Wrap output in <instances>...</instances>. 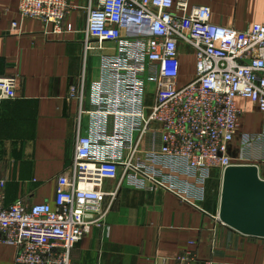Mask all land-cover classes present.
Listing matches in <instances>:
<instances>
[{
    "label": "built area",
    "instance_id": "2783aa9c",
    "mask_svg": "<svg viewBox=\"0 0 264 264\" xmlns=\"http://www.w3.org/2000/svg\"><path fill=\"white\" fill-rule=\"evenodd\" d=\"M93 1L86 52L107 41L142 46L148 71L138 57L112 69L118 85L123 72L132 73V93L148 72L156 84V102L149 109L124 113L117 87L112 95L114 109L108 110L104 103L110 96L99 87V106L86 111L83 66L69 90L78 102L77 135L72 163L57 179L55 207H29L22 200L5 205L7 180L0 178V242L17 246V264H79L72 258L73 248L94 226L105 227L125 181L145 191L167 190L194 204L190 191L197 188L203 198V186L213 169L247 164L231 154L241 117L237 98L250 99L264 113V23L243 30L216 24L209 6L191 0ZM74 8L72 0H20L19 15L21 20L53 25L60 33ZM20 21L12 23L13 30L20 28ZM181 45L191 47L196 57L195 75L184 84H180ZM18 82L19 75L0 77V99H15ZM85 114L99 121L107 115H128L129 136L122 139L116 127L107 139L100 123L85 135L81 130ZM150 133L152 145L145 147L143 141ZM158 135L160 147L155 144ZM103 138L108 140V151ZM126 147L128 155L123 157ZM256 165L264 179L261 165ZM106 180H116L115 187L105 190ZM197 262L192 252L177 257V264ZM201 264L216 262L207 259Z\"/></svg>",
    "mask_w": 264,
    "mask_h": 264
},
{
    "label": "crops",
    "instance_id": "0c3cea01",
    "mask_svg": "<svg viewBox=\"0 0 264 264\" xmlns=\"http://www.w3.org/2000/svg\"><path fill=\"white\" fill-rule=\"evenodd\" d=\"M94 0L93 2H95ZM73 11L60 33L53 25L36 19L21 20L20 0H0V77L19 75L17 97L0 99V178L7 180L5 205L22 200L29 207H55L58 176L67 169L75 151L78 102L69 95L86 66L84 110L99 106V87L109 94L104 108L113 110L112 95L120 89L124 113L151 108L156 102V84L144 73L133 92V75L122 73L120 85L118 62L131 64L135 57L149 64L142 46L131 41H107L85 50L88 11L91 0H72ZM212 9V22L234 25L243 30L264 23V0H191ZM21 20V21H20ZM20 21L13 30L12 23ZM180 84L193 78L196 57L191 47L181 45ZM91 57L96 56L93 64ZM192 70L189 71V68ZM134 103V105H133ZM241 111L238 133L231 144L232 156L241 163L261 165L264 173V113L250 99L238 97ZM131 118L107 115L101 121L85 114L81 130L93 133L97 123L111 139L119 129L128 137ZM153 134L143 145L152 144ZM105 150L108 140L103 138ZM161 146L160 135L155 141ZM123 157L128 148H123ZM224 171L213 169L204 184V197L198 189L190 192L193 203L160 189L150 192L125 181L110 211L105 227L94 226L76 244L72 258L79 264H177L186 252L197 255L198 262L211 259L216 264H264V238L244 235L219 218ZM116 180H106L109 191ZM184 191V190H183ZM17 246L0 242V264H17Z\"/></svg>",
    "mask_w": 264,
    "mask_h": 264
},
{
    "label": "water",
    "instance_id": "95a60500",
    "mask_svg": "<svg viewBox=\"0 0 264 264\" xmlns=\"http://www.w3.org/2000/svg\"><path fill=\"white\" fill-rule=\"evenodd\" d=\"M220 220L238 232L264 238V179L256 164L224 170Z\"/></svg>",
    "mask_w": 264,
    "mask_h": 264
},
{
    "label": "rangeland",
    "instance_id": "374dc122",
    "mask_svg": "<svg viewBox=\"0 0 264 264\" xmlns=\"http://www.w3.org/2000/svg\"><path fill=\"white\" fill-rule=\"evenodd\" d=\"M92 56V54H90V61H91V63L93 64L94 62H96L97 61V57L96 56H94V57H91ZM192 70V67L191 68H189V71H191Z\"/></svg>",
    "mask_w": 264,
    "mask_h": 264
}]
</instances>
